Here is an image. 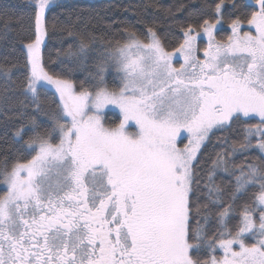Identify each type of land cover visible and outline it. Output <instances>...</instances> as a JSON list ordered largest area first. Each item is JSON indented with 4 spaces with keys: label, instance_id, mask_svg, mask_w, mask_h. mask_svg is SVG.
Segmentation results:
<instances>
[{
    "label": "snow or ice",
    "instance_id": "1",
    "mask_svg": "<svg viewBox=\"0 0 264 264\" xmlns=\"http://www.w3.org/2000/svg\"><path fill=\"white\" fill-rule=\"evenodd\" d=\"M52 4L31 0L22 64H0L11 84L24 70V100L6 119L20 121L18 151L34 153L0 166V264H264V0L181 6L187 16L171 51L155 26L125 27L122 39L106 41L69 20L59 73L46 71L41 55ZM226 14L230 34L217 40ZM0 20L7 38L10 18ZM49 93L55 108L41 99ZM108 105L121 115L111 126ZM130 121L138 131L128 133ZM234 124L237 138H218L210 168L198 170L211 135ZM253 152L251 162L234 163ZM217 175L229 183L216 184Z\"/></svg>",
    "mask_w": 264,
    "mask_h": 264
},
{
    "label": "trees",
    "instance_id": "2",
    "mask_svg": "<svg viewBox=\"0 0 264 264\" xmlns=\"http://www.w3.org/2000/svg\"><path fill=\"white\" fill-rule=\"evenodd\" d=\"M31 0H0V17H3L7 13V17L10 18L9 28L7 30V38L3 37L4 24L0 20V64L5 62L11 64H22L20 40L27 37L29 29V13ZM205 0H62L52 4L51 10L47 12L48 17V32L49 35L45 44L41 47L42 63L45 66V70L50 73H59L62 70V65L59 63L58 51L63 52L68 48V45L72 43L67 38V32H61L62 27L67 26V22L70 20L75 26L74 30L79 34H94L97 37H104L108 39L118 40L122 39L120 36V30L125 27L133 28L138 33H143L148 26H155V30L158 32L163 44L168 51H171L177 46L179 36L180 22H185L187 12H181V6L189 4H202ZM209 3H216L219 0H208ZM226 3L231 4L232 0H225ZM236 4L242 5L248 3L247 0H235ZM233 9H225V12ZM244 11H251V9H244ZM229 17L227 14L224 17V23L221 24V28L215 32L216 39H226L230 34V28L228 27ZM55 24V28L53 25ZM246 24V23H245ZM245 28H243V31ZM26 42V41H25ZM15 46V47H14ZM200 47H204L202 41ZM24 70L21 67L19 71L15 72L11 76V80L14 84L6 81L5 78L0 75V97L4 95L5 87L10 89L9 100L7 104L0 102V166H3L5 157H10L8 160L9 167L15 157L26 156L31 158L34 153L18 151L19 145L16 144L13 133L16 128L20 126V121L16 119H6V117H15V113L11 110L12 107H18L19 102L24 100L22 95H19L17 85L23 80ZM77 83L84 79L83 73H75L71 77ZM107 84L110 88L117 86V81L113 73L107 75ZM45 107L51 106L55 108L53 103V96L51 93L41 96ZM31 106H29V115H33ZM38 121H47L48 117L39 114L37 115ZM119 117L117 114L107 112L104 117V122L111 126L119 123ZM255 123V121H251ZM27 126V125H26ZM242 126L234 124L233 127L227 131H215L207 146L201 153L200 169L206 174L208 168L212 163V158L219 149L216 147L218 138L228 136L230 141L237 138L239 129ZM30 135V133H29ZM27 139V136H25ZM256 157V153H249L247 156L237 157L234 161L235 164H239L242 161L251 162ZM223 181V184H222ZM215 183L218 185L226 186L229 181L227 177L217 175ZM4 190L0 187V193ZM250 190V193L251 194ZM247 198L238 201V205L245 202ZM203 203V201H201ZM237 211L239 208L237 207ZM236 223L235 220L229 223L231 228ZM217 231V222L215 219L209 221L207 232L211 236ZM251 243V240H249ZM220 256L221 253L217 251L215 253ZM196 257L195 251L193 252ZM207 258L206 254L202 251L199 254V259L203 260Z\"/></svg>",
    "mask_w": 264,
    "mask_h": 264
},
{
    "label": "rangeland",
    "instance_id": "3",
    "mask_svg": "<svg viewBox=\"0 0 264 264\" xmlns=\"http://www.w3.org/2000/svg\"><path fill=\"white\" fill-rule=\"evenodd\" d=\"M57 1H62V0H53V4L56 3ZM86 1H89V0H86ZM90 1H97V0H90ZM247 2L249 3V0H247ZM219 28H221V25H218V26H217V29H219ZM243 28H245L244 31H251V32H253V33H254V31H255V29H254L253 26H248L247 24H244V25H243ZM217 29L215 30V32L217 31ZM203 42H204V47H205V46H206V43H207V38H206V37L203 38ZM42 46H43V45H42ZM182 62H183V61H182V59H181L178 63H176V66L178 67V66H179V63H182ZM103 112H104V117H105V114H106L107 112H112V113H115V114L118 115L119 120H120V118H121L119 108H118L117 106H115V105H108V106H106L105 109L103 110ZM118 122H119V121H118ZM105 125L108 126L106 123H105ZM127 131H128V133H133V132L138 131V128H137V126L135 125V122H134V121H130V122H129V125L127 126ZM186 142H187V140L185 139V140H184V143H186ZM179 146H180V147H183V143H181ZM33 155H34V154H33ZM0 187L3 188V190H4V187H3L2 185H0ZM217 251H219V252L221 253V255H222V252H221L220 250H217Z\"/></svg>",
    "mask_w": 264,
    "mask_h": 264
}]
</instances>
